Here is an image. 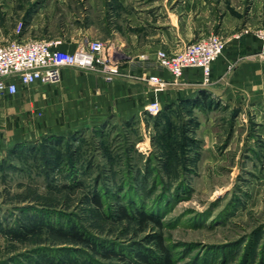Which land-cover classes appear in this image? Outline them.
I'll return each mask as SVG.
<instances>
[{
    "label": "rangeland",
    "instance_id": "1",
    "mask_svg": "<svg viewBox=\"0 0 264 264\" xmlns=\"http://www.w3.org/2000/svg\"><path fill=\"white\" fill-rule=\"evenodd\" d=\"M214 2L219 17L228 10L242 18L251 5V0ZM128 7L119 0H0V44L16 37L20 25L22 37L67 40H115L111 35L119 28V40L129 45ZM209 8L205 3V13ZM245 23L234 37L264 28ZM218 31L209 26L204 33ZM157 100L165 113L161 122L153 118L160 110L94 121L46 115L34 105V116L9 122L1 109L0 264H151L136 261L135 250L160 255L152 239L159 233L172 264H238L248 242L250 248H263L264 116L258 118L263 127L257 132L256 118L247 112L234 115L215 97L204 108L179 97ZM52 132L63 135L48 141ZM160 158L169 161L164 165ZM179 180L188 189L178 194ZM129 183L138 190L129 192ZM164 184L170 189L163 191ZM94 185L123 197L134 195L152 210L158 195L176 193L178 198L167 199L156 211L162 225H145L124 218L116 199L97 206ZM61 226L82 228L119 255L105 258L59 231ZM232 250L224 260L222 255ZM257 252L250 264L263 250Z\"/></svg>",
    "mask_w": 264,
    "mask_h": 264
},
{
    "label": "crops",
    "instance_id": "2",
    "mask_svg": "<svg viewBox=\"0 0 264 264\" xmlns=\"http://www.w3.org/2000/svg\"><path fill=\"white\" fill-rule=\"evenodd\" d=\"M119 1L123 6H129L126 22L131 26L129 45L125 40H119V28L111 35L115 40L110 39L120 46L121 76L106 80L95 71L64 66L60 83H19L16 94L0 97V116L3 110L5 116L8 113L6 119L13 122L15 117L34 116L32 108L36 106L46 115L52 112L56 116L65 115L70 120L81 117L94 121L111 116L127 118L143 111L151 99L163 96L167 102L175 101L179 96L189 95L203 87L210 90V97L235 111L234 115L251 114L256 118L257 132L260 131L263 123L258 118L264 116V44L252 33L239 38L233 34L244 21L247 25L264 26V0H251L242 18L228 10L219 17L214 0ZM205 3L210 7L207 13ZM209 26L225 34L228 40L223 53L212 64L209 86L201 85L202 74L198 68H190L182 79L175 80L157 63L159 50L177 52L203 37L205 27ZM63 40L61 49L74 51L87 39ZM153 74L164 79L163 87L146 80Z\"/></svg>",
    "mask_w": 264,
    "mask_h": 264
},
{
    "label": "built area",
    "instance_id": "3",
    "mask_svg": "<svg viewBox=\"0 0 264 264\" xmlns=\"http://www.w3.org/2000/svg\"><path fill=\"white\" fill-rule=\"evenodd\" d=\"M20 30L19 25L16 37L0 44V97L16 94L19 83H60L64 66L95 71L106 80L122 75L120 46L114 41L89 39L79 43L74 51H65L61 49L64 40L60 36L22 37L18 34ZM251 33L264 44V28H257ZM242 34L237 33L235 37L239 38ZM226 45L227 39L223 35L210 33L177 52L159 50L156 61L175 80L182 79L190 68H198L202 74L201 85L207 86L212 82V64L223 53ZM146 80L155 86H164V79L158 75H149ZM160 109L161 104L157 99L145 105V112L149 114H155Z\"/></svg>",
    "mask_w": 264,
    "mask_h": 264
},
{
    "label": "trees",
    "instance_id": "4",
    "mask_svg": "<svg viewBox=\"0 0 264 264\" xmlns=\"http://www.w3.org/2000/svg\"><path fill=\"white\" fill-rule=\"evenodd\" d=\"M27 18H28V16H27ZM209 97H210V90L208 88L202 87V88H198L196 91L191 92L189 95L179 96V100L181 102H186V103H189V104L196 106V107H198V106L201 107V106H205V104L210 105L211 102L209 100ZM165 108L167 109L166 106H165ZM164 114H165L164 111L160 110L156 116H153V118L158 120L159 122H161L160 118L164 117L165 116ZM61 135H63V134H55V132L54 133L52 132V133L48 134L45 138L48 141H50V140L57 141L58 139H60ZM166 156H167V154H166ZM160 159H162L161 164L163 162L164 165L167 164V162L169 161V159L168 160L163 159V158H160ZM179 181H180V182H178L179 184H176V186H174V191H176V193H178V194L183 193L184 191H187V189H188V185L185 186L184 183L182 182V180H179ZM127 187L129 188V192H130V190H133L132 187H135L136 191L138 190L137 184L133 186L132 183H129ZM170 187H171V185L164 184L163 185V191H167V189H170ZM117 192H114L112 190H101L94 185L93 191H92V198H93V200L97 206H103V204L106 203V201L109 200L110 198L116 199L117 201H119L117 204V209L119 212H121V215H123L124 218L132 217L136 220H139L141 223H143L145 225L149 221H152L153 223H156L159 226L162 225V220L160 219L161 218L160 213L159 212L157 213L156 211H158V208H161L160 206H161L162 202L163 203L166 202V205H167V201H166L167 199L173 200V199L178 198L175 196L176 193L173 194L172 197H168V198H165L166 195L165 196L164 195H160V196L158 195L155 197V200H154L156 202L155 209L153 208L154 210H152V208H149V209L146 208L144 201L143 200L138 201L134 195L130 194L127 196V194H126V195H124L125 197H123L121 195V193H119L117 195L116 194ZM165 193H167V192H165ZM123 198H126V201H124ZM139 202H141V203L139 204ZM59 231L69 233L77 241L92 247L94 252H96L98 254L101 253V255H103L105 258L106 257L112 258L113 256L119 255V250H117L116 248H111L110 245H108V242L106 243L105 240L97 239L95 236L84 231L82 228H76L74 226L67 228V227L61 226L59 228ZM152 239H153V241L157 242L158 248H159V251L161 254L159 255L158 252H153V250H151V249L140 248V249L135 250L134 259H136V261H138V262H146V263H151V264H153V263L158 264L161 260L164 259V264H172V255H171L169 248L166 246V244H164L163 235L161 233L155 234V235H153ZM257 244H256V246H257ZM250 246L252 247V245L249 244V242H248L247 245L245 246V249H244L245 251L243 254V258L238 262V264H250L251 262H253V260H255V254L256 253L259 254V252H257V251L262 252V250H263V253H262V255L260 254V256L258 257L256 264H264V246H263V248L261 247V248H255V249L250 248ZM120 251L122 252V250H120ZM232 252H233V250L230 253L228 252L227 254L222 255L223 259L224 260L229 259L230 256L233 254ZM127 254H128V252H127ZM157 255H159V256H157ZM122 256L127 257V255L124 253Z\"/></svg>",
    "mask_w": 264,
    "mask_h": 264
}]
</instances>
